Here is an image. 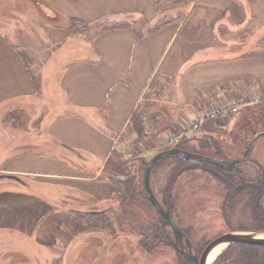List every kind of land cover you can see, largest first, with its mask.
Instances as JSON below:
<instances>
[{"label": "crops", "instance_id": "1", "mask_svg": "<svg viewBox=\"0 0 264 264\" xmlns=\"http://www.w3.org/2000/svg\"><path fill=\"white\" fill-rule=\"evenodd\" d=\"M28 1L49 19L44 40L54 47L52 53L70 49L56 74L48 60L42 64L45 74L53 73L64 101L37 115L38 136L58 153L3 162L0 180L15 185L0 186V231L33 237L43 247L67 248L78 235L70 211H88L70 207L61 197L78 191L112 195L113 186L100 174L128 134L134 112L154 118V124L161 114L160 125L176 134L181 121L195 120L202 109L239 106L252 94L253 80L264 82V0ZM165 17L175 20L149 31ZM70 19L131 22L87 41L73 36ZM14 41L0 26V109L25 112L44 101V92L40 81L36 88L24 50ZM33 74L40 79L41 72ZM62 151L72 158H62Z\"/></svg>", "mask_w": 264, "mask_h": 264}, {"label": "rangeland", "instance_id": "2", "mask_svg": "<svg viewBox=\"0 0 264 264\" xmlns=\"http://www.w3.org/2000/svg\"><path fill=\"white\" fill-rule=\"evenodd\" d=\"M35 7L28 0H0V26L15 39L14 43L17 48L21 51L24 50L23 56L32 64V72L36 75L41 72L39 81L44 92V101L37 100V107L33 104L25 112L21 110L7 111L6 109L2 111L0 109V167L3 166V162L10 158H19L38 152L58 153V149L50 141H45L38 136L40 122L37 123V115L42 112L45 113L51 108H56L58 104L64 101L63 96L54 88L53 73L50 74L48 71L49 76H47L45 70L48 68L46 65L43 67L42 64L48 60L47 64L52 67V71L56 74L57 70L62 69V65L59 64L66 61L64 57L70 49L66 46L61 51L52 53L54 47L44 40V35L50 28L49 19L46 18L41 9ZM59 21L62 23V20L59 19ZM127 22L130 23L131 21L127 20ZM73 36L86 40L83 36H75L74 34ZM76 54L79 55V53ZM69 60L72 59L69 57ZM41 66L42 70H40ZM260 80L251 82L254 92L248 94L247 99L240 103L237 108L217 117L218 119H214L222 127L218 137L223 148L232 159H238L244 154V146L241 141L233 140L234 137L241 140H250L251 138L253 140L251 143L254 145L248 156L260 166L258 168L248 160L236 163L237 170L245 177L244 181L248 182L239 191V198L231 202L229 206H224L226 192L223 187L199 169L182 173L174 187V219L189 232V244L192 247L201 249L204 243L232 231H264V228H261L262 226L259 224L260 221L256 219L257 215L251 210L248 192V188L252 185L256 189L257 184H262L264 188V176L261 181V172L264 175V82ZM190 110L196 111V109ZM100 112H104V110H100ZM160 115H156V124H154V118L150 121L151 129L154 128L151 139L156 141L145 140L142 143L134 144L132 147H126L132 139L126 134L119 142L121 151L131 153L133 157L140 155L148 160L160 147H171L182 137L190 138L194 134L196 136L201 135V125L193 130L191 126L195 120H184L177 126L189 128L190 133L177 136L176 142L169 144L170 137L177 135L179 128L176 134H172L169 129L165 130L168 126L162 125V127L160 125ZM3 120H8L9 125H4ZM189 142L192 145L195 144L192 140ZM153 145L155 150L152 149ZM62 155L72 158L71 155L65 154L63 151L61 157ZM169 169L168 164L161 165L155 168L150 175L152 191L160 202L162 201L160 191L164 186ZM3 176L0 174V178ZM13 185L15 183L8 179L0 180V186L11 187ZM258 197L264 211V189ZM61 201L82 211L104 210L117 206L113 193L106 197H95L78 191L77 195L72 192L70 196L61 197ZM224 207L228 220L224 216ZM115 210L118 211L119 209L116 208ZM149 218L152 220L156 218L153 211L147 214V219ZM119 222L121 225H115L113 233L107 231L79 233L67 248H62L63 245L61 244L54 248L48 246L45 248L43 245L37 244L33 237L20 236L15 231H0V264H177V256L170 247L160 244L151 253L143 252L139 245V237L136 236L137 233L129 230L134 222L130 220L128 215L120 218ZM166 228L170 231L173 239L169 226ZM262 236L264 237V235ZM27 240L29 241L27 242ZM182 247L187 250L185 239ZM204 247L198 253L202 252ZM226 247L221 246L216 257L208 264H212Z\"/></svg>", "mask_w": 264, "mask_h": 264}, {"label": "trees", "instance_id": "3", "mask_svg": "<svg viewBox=\"0 0 264 264\" xmlns=\"http://www.w3.org/2000/svg\"><path fill=\"white\" fill-rule=\"evenodd\" d=\"M173 20H175L174 17H165L159 20L149 31H157ZM68 26L73 29L72 33L75 36H83L87 41H91L103 32L127 28L130 26V23L127 22V19H103L92 23H84L76 19H70ZM21 55L28 70H30L31 78L37 88L39 80L31 71L30 62L24 58L22 52ZM151 119V117L142 113L139 114L134 112L132 114L127 127V132L132 135H129L132 139L127 143L126 147H132L134 144L142 143L145 140L156 141L155 139H151L153 137L150 130L152 127L150 124ZM221 131L222 127H220L214 119H211L201 124V135L196 136L194 134L190 138L182 137L174 143L173 146L176 145L180 152L204 155L222 161L234 160L222 146L221 140L218 137ZM191 140L195 143L194 145L190 144L189 141ZM233 140L241 141L244 146V154L249 157L248 155L254 145L251 143V141H253L252 138L250 140H241L234 137ZM154 145L152 147L153 150H155ZM171 147H160L153 153L151 158ZM151 158L147 160L140 155L133 157L131 153L121 151L119 145L112 150L104 162L100 179L106 180L113 186V194L117 206L96 211L94 214L74 210L70 211L77 221L76 232L78 234L104 231L113 233L114 226L121 225L119 222L120 218H124V215H128L130 220L134 222V225H131L129 230L133 233H137L136 236L139 237V245L143 252L151 253L161 244L174 250L177 256V264H189L175 249L170 231L166 228L168 226L167 223L155 210L145 192L143 183L144 172ZM248 161H251L259 168V163L255 162L253 158ZM166 164L170 166V171L160 191L162 194V201L159 202L163 208L169 209L173 219L175 210L173 190L179 176L184 172L199 169L219 183L226 192V203L224 206H229L231 202L239 198V191L248 183L244 181L245 177L243 174L237 170L236 163L219 167L207 162L185 160L182 157V153L159 160L152 168L151 173H153L154 169L158 166ZM255 187L256 189L254 185H252L248 188L249 190H246L249 192L251 210L257 215L256 219L260 221L259 224L262 226L261 228H264V211L261 207L260 198L258 197L262 194L264 188L262 184H257ZM116 208L119 210L116 211ZM152 211L155 213L156 218L153 220L149 218L150 221H148L147 214H150ZM224 216L225 219L228 220L226 211ZM174 221L185 235V242L188 246V241L190 243L189 232H187L186 228L181 227L177 220L174 219ZM207 243L208 242L204 243L202 247L206 246ZM191 249L197 255L201 253H198L201 249L194 246H191ZM212 264H264V245H250L244 243L230 244L217 256Z\"/></svg>", "mask_w": 264, "mask_h": 264}, {"label": "water", "instance_id": "4", "mask_svg": "<svg viewBox=\"0 0 264 264\" xmlns=\"http://www.w3.org/2000/svg\"><path fill=\"white\" fill-rule=\"evenodd\" d=\"M179 153H182V157L185 160L207 162V163L217 165L219 167H223V166L230 165L233 163L243 162L244 160H251L250 158H247L244 155L232 161H222V160H218L212 157H207L204 155L188 153V152H180L176 145L169 149L161 151L160 153L156 154L155 156L151 158L144 172V179H143L144 189L153 207L155 208V210L161 215V217L164 219V221L169 226L171 233L173 235V240H174L173 243H174L175 249L188 261L189 264H208V258L210 254L212 253V251H214L218 247H221V246L226 247L233 243L264 245V237L262 236L264 235V231L262 232H234L232 231V232L224 233L216 237L215 239L209 241L207 245L203 248L199 256H197L193 252V250L191 249V245L189 244V241H188L187 250L183 249L182 246H183V241L185 239V235L183 234V232L179 229V227L173 220L169 209L163 208L161 206L160 202L155 197L152 191L151 185H150V175H151V171L154 165L159 160L165 157H168L171 155H177ZM263 176H264L263 172H261V181L263 179ZM95 212L96 211H88L86 213L94 214Z\"/></svg>", "mask_w": 264, "mask_h": 264}, {"label": "built area", "instance_id": "5", "mask_svg": "<svg viewBox=\"0 0 264 264\" xmlns=\"http://www.w3.org/2000/svg\"><path fill=\"white\" fill-rule=\"evenodd\" d=\"M237 104H232V105H227L224 108H213L211 110H200L197 113V118L195 119L193 126H191V128H193V130L197 127H199V125H201L203 122L211 120V119H218L217 117H221L223 116L225 113H229L230 111L234 110L235 108H237ZM188 133H190L189 128H184V127H180L178 129V133L177 135H173L172 137H170L169 139V144H172L174 142H176L177 140V136H182V135H187Z\"/></svg>", "mask_w": 264, "mask_h": 264}, {"label": "bare ground", "instance_id": "6", "mask_svg": "<svg viewBox=\"0 0 264 264\" xmlns=\"http://www.w3.org/2000/svg\"><path fill=\"white\" fill-rule=\"evenodd\" d=\"M221 247L216 248L214 251H212V253L210 254L209 258H208V263H210L214 257H216L217 253L219 252Z\"/></svg>", "mask_w": 264, "mask_h": 264}, {"label": "flooded vegetation", "instance_id": "7", "mask_svg": "<svg viewBox=\"0 0 264 264\" xmlns=\"http://www.w3.org/2000/svg\"><path fill=\"white\" fill-rule=\"evenodd\" d=\"M245 154H243V156H244Z\"/></svg>", "mask_w": 264, "mask_h": 264}]
</instances>
